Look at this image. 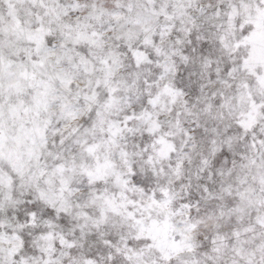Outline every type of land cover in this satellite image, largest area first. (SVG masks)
Here are the masks:
<instances>
[{
	"label": "snow or ice",
	"instance_id": "1",
	"mask_svg": "<svg viewBox=\"0 0 264 264\" xmlns=\"http://www.w3.org/2000/svg\"><path fill=\"white\" fill-rule=\"evenodd\" d=\"M0 264H264V0H0Z\"/></svg>",
	"mask_w": 264,
	"mask_h": 264
}]
</instances>
